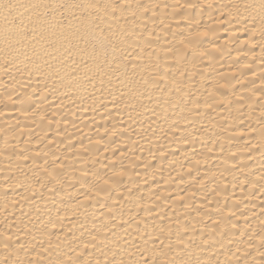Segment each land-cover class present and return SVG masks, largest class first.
Returning <instances> with one entry per match:
<instances>
[{
    "label": "bare ground",
    "instance_id": "1",
    "mask_svg": "<svg viewBox=\"0 0 264 264\" xmlns=\"http://www.w3.org/2000/svg\"><path fill=\"white\" fill-rule=\"evenodd\" d=\"M0 264H264V0H0Z\"/></svg>",
    "mask_w": 264,
    "mask_h": 264
}]
</instances>
